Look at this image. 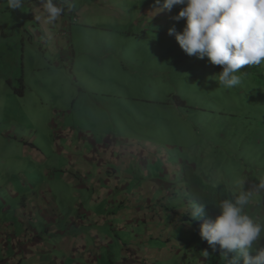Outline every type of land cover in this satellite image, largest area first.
<instances>
[{"label":"rangeland","instance_id":"rangeland-1","mask_svg":"<svg viewBox=\"0 0 264 264\" xmlns=\"http://www.w3.org/2000/svg\"><path fill=\"white\" fill-rule=\"evenodd\" d=\"M55 3L64 9L60 52L34 28L44 14L30 23L25 5L10 10L0 0V28L7 36L0 32V166L21 170L23 140L39 148L50 170L59 157L54 148L71 151L66 139L129 140L149 157L164 155L182 165V175L238 194L245 185L254 189L250 211L262 207L254 220L264 222L263 85L237 73L241 83L225 88L217 67L191 75L175 36L168 35L185 24L172 19L182 6L156 14L155 0ZM81 10L100 15L78 19L74 12ZM57 24L60 17L51 25ZM21 29L32 38L22 54ZM10 81L20 88L17 94ZM60 160L59 168L69 167L67 155Z\"/></svg>","mask_w":264,"mask_h":264},{"label":"crops","instance_id":"crops-1","mask_svg":"<svg viewBox=\"0 0 264 264\" xmlns=\"http://www.w3.org/2000/svg\"><path fill=\"white\" fill-rule=\"evenodd\" d=\"M24 5L30 23L43 18L40 0H24ZM74 13L78 19L100 15ZM34 28L45 35L48 45L61 51V17L55 26L44 17ZM0 32L7 37L1 28ZM21 32L22 54L25 42L31 45L32 38ZM8 85L15 94L20 90L12 81ZM121 141L94 143L80 135L66 139L71 151L61 147L60 154L54 148L59 157L50 170L39 148L23 140L21 170L0 166L1 176L13 178L0 180V264H208L197 252L196 242L188 241L171 252L160 244L161 238H154L172 237L186 229L180 218L188 202L179 180L182 165L169 163L164 155L149 157L138 144ZM64 154L69 167L59 168ZM164 193V197L171 194L170 201ZM125 246L131 248L130 255L123 251Z\"/></svg>","mask_w":264,"mask_h":264},{"label":"clouds","instance_id":"clouds-1","mask_svg":"<svg viewBox=\"0 0 264 264\" xmlns=\"http://www.w3.org/2000/svg\"><path fill=\"white\" fill-rule=\"evenodd\" d=\"M8 9L23 7L24 0H4ZM49 24H54L64 12L55 0H40ZM160 7L155 13L171 11L182 6L172 19L185 21L180 32L168 30L175 36L180 49L188 56L205 57L220 66L218 83L234 88L241 83L237 75L241 69L264 64V0H155ZM155 14V15H156ZM264 189V181L259 185ZM253 193L242 189L234 199H224L218 205L219 215L214 220L203 219L199 228L202 240L213 252L217 246L226 264H264V223L246 213ZM203 203H192L191 219L205 216ZM205 257L209 254L203 253Z\"/></svg>","mask_w":264,"mask_h":264},{"label":"trees","instance_id":"trees-1","mask_svg":"<svg viewBox=\"0 0 264 264\" xmlns=\"http://www.w3.org/2000/svg\"><path fill=\"white\" fill-rule=\"evenodd\" d=\"M182 54L185 57V59H187V63L184 65L186 66L187 70L189 71L191 75H199L205 72H209L212 70L211 69L212 67H217L219 71L222 70L220 66L212 65L206 57L204 59H198L196 56H188L183 51H182ZM240 73H244V74H247L248 76L253 77L254 78L252 79L253 82L255 84L263 85L262 87L264 88V77H263L264 76V64L259 65V66L246 67L244 69H241ZM113 139L117 140V138H113ZM113 139H111L110 141H112ZM119 142H122V141L119 140ZM104 143L108 144L107 142H104ZM130 145L133 146L134 144L130 143ZM148 165L151 166L152 169H154V167L150 165V163ZM152 169L147 168V170H152ZM154 176L158 177L159 174L156 173V171H154ZM179 180L182 182V187L185 188L186 186V189H187L185 192L186 194L185 200L188 201L186 212H182L183 214L180 215L182 222L186 224L185 226L186 229L185 231H181V232L179 231L175 236H172V237H168V236L165 237L162 234L158 236L156 235V237L154 238L156 239L161 238L162 242L160 244H163V246H166V248L171 252L175 251V249H179L180 247L184 246L188 241L196 242L198 244L197 252L199 254L201 253L203 254L204 252H207L209 254L207 257H205L206 260L208 261V264H225L226 262L223 261L221 258V252L219 250V246H217V251L213 252L211 246H209L207 241L202 240L200 238L199 228H200V225L203 223V219L214 220L216 216L219 215V209L215 205H218L224 199H234V197L238 195V193H234L232 190L228 189L226 185L224 184H217L216 186L209 185L206 181H203L199 176L194 175V174H189V172L184 173L179 178ZM250 186L253 189V186L252 185ZM242 189L247 190L246 185L242 187ZM252 193H253V196L256 195L254 193V189L252 190ZM164 195L165 193L163 194V198H165L166 201H170L171 194H167V196L165 197ZM262 195L264 197V194ZM251 201L255 203V200H253L252 198H251ZM192 203L207 204L205 206L204 218L197 219V220L191 219L190 205ZM160 204L163 206V203H160ZM261 208L257 207L255 210L251 212L250 206L248 205L246 208V213L250 215L253 219H257V217L261 215V213L258 212L259 209ZM188 226H189V229H188ZM186 233L188 235H186ZM153 235H154L153 232L147 233V236L149 237H153ZM262 235H264V233H262ZM174 237L177 238L175 241L172 240ZM259 244L260 246H264V240H261ZM124 250L129 255L131 254V248L129 246L123 247V251ZM165 251L166 250L163 249V254H165Z\"/></svg>","mask_w":264,"mask_h":264}]
</instances>
